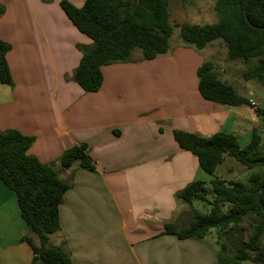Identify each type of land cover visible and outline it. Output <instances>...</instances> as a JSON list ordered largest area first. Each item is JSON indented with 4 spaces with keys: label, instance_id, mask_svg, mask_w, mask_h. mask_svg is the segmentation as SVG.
<instances>
[{
    "label": "crops",
    "instance_id": "crops-1",
    "mask_svg": "<svg viewBox=\"0 0 264 264\" xmlns=\"http://www.w3.org/2000/svg\"><path fill=\"white\" fill-rule=\"evenodd\" d=\"M68 1L81 7L85 0ZM59 2L0 0V39L10 45L12 80L0 84V131L33 137L28 153L52 165L62 180L73 172L59 206L60 231L49 244L65 241L74 264H217L216 243L207 236L161 234L165 223L188 225L192 211L176 194L205 179L196 157L181 150L172 133L229 132L244 147L263 126L257 100L256 107H227L203 99L196 72L206 61L204 49L180 39L153 60L140 52L103 66L100 89L86 93L72 74L92 41ZM80 143L94 171L61 167V154ZM27 234L15 193L0 180V264L31 263L32 250L22 241Z\"/></svg>",
    "mask_w": 264,
    "mask_h": 264
},
{
    "label": "trees",
    "instance_id": "trees-1",
    "mask_svg": "<svg viewBox=\"0 0 264 264\" xmlns=\"http://www.w3.org/2000/svg\"><path fill=\"white\" fill-rule=\"evenodd\" d=\"M59 6L72 25L92 41L91 48L82 49L72 74L73 82L86 93L100 89L103 66L129 62L135 49L140 50L143 60H153L169 49L174 27L167 0H85L81 7L60 0ZM213 10L217 15L214 24L178 26L182 44L202 50L210 42L221 40L230 61L249 64L257 59L247 67L243 79L264 84V0H217ZM3 12L0 6V15ZM9 50L10 45L0 39V84L12 85L6 61ZM196 74L203 99L227 107H252L247 97L219 78L211 61H204ZM255 113L264 120V107L256 108ZM172 134L179 148L196 157L200 169L210 176L226 157L250 170L263 171L252 174L246 183L214 177L210 180V190L202 181L190 182L176 194V199L190 207L194 202H204L209 210L206 213L192 210L188 225L182 229L165 223L161 234L180 240H203L211 230H216L217 264H264V154L259 153L260 133L253 130L250 142L244 147L229 132L220 131L208 137L179 130ZM33 141V137L16 130L0 131V180L15 193L21 217L28 226V234L22 241L32 250L30 264H74L65 241L59 246L49 244V237L60 231L59 206L72 185L73 172L62 180L52 165L43 164L28 153ZM59 163L63 169L77 165L95 170L84 143L65 150ZM224 205L228 206L226 211L222 210ZM247 218L251 219V232L245 240L234 243L232 255L227 254V245L219 241ZM31 235L38 239V244Z\"/></svg>",
    "mask_w": 264,
    "mask_h": 264
},
{
    "label": "rangeland",
    "instance_id": "rangeland-1",
    "mask_svg": "<svg viewBox=\"0 0 264 264\" xmlns=\"http://www.w3.org/2000/svg\"><path fill=\"white\" fill-rule=\"evenodd\" d=\"M217 0H167L168 10L170 14V22L173 25V34L169 38L170 44H174L179 40V28L178 26L183 23L189 24H210L217 21V15L213 10L214 3ZM178 28V29H176ZM140 54L139 49H135L132 53L133 56ZM203 55L206 60H210L213 63L214 71L218 74L222 81H226L229 84L238 86L239 92L244 97H250L249 91H252V99L257 100L259 108L264 107V84L257 82L256 80L245 81L243 74L248 66L257 62V59L252 60L249 64L244 63L241 60L230 61L227 58V47L221 40H215L210 42L203 50ZM264 58V55L262 56ZM261 135V148L260 154H264V120L263 126L260 132ZM260 168L248 169L238 163L236 160L226 157L224 162L219 164L214 172V175H208L202 172V176L205 179L202 181L204 187L207 190L211 189L210 180L214 177H218L225 181L244 182L246 183L248 178L254 173H262ZM209 197V196H208ZM211 198V197H209ZM194 210L202 213H206L209 207L206 203L194 202ZM184 209L192 211V208L184 204ZM208 208V209H207ZM227 205H224L222 210L226 211ZM186 226V225H185ZM251 232V219L247 218L244 222L231 234L223 236L220 243L227 245V254H233V245L239 240H245L248 234ZM217 231L211 230L210 234L206 237L208 240L216 243L217 245ZM262 245L264 246V238L262 239ZM218 246V245H217ZM216 246V247H217ZM248 264V263H242Z\"/></svg>",
    "mask_w": 264,
    "mask_h": 264
},
{
    "label": "built area",
    "instance_id": "built-area-1",
    "mask_svg": "<svg viewBox=\"0 0 264 264\" xmlns=\"http://www.w3.org/2000/svg\"><path fill=\"white\" fill-rule=\"evenodd\" d=\"M250 105H251L252 107H256V106H257V104H256V100L250 99Z\"/></svg>",
    "mask_w": 264,
    "mask_h": 264
},
{
    "label": "water",
    "instance_id": "water-1",
    "mask_svg": "<svg viewBox=\"0 0 264 264\" xmlns=\"http://www.w3.org/2000/svg\"><path fill=\"white\" fill-rule=\"evenodd\" d=\"M261 192V191H260Z\"/></svg>",
    "mask_w": 264,
    "mask_h": 264
}]
</instances>
